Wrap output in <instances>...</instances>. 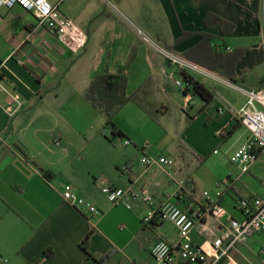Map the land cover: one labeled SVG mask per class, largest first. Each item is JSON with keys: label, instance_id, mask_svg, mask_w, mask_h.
Listing matches in <instances>:
<instances>
[{"label": "crops", "instance_id": "crops-1", "mask_svg": "<svg viewBox=\"0 0 264 264\" xmlns=\"http://www.w3.org/2000/svg\"><path fill=\"white\" fill-rule=\"evenodd\" d=\"M263 4L264 0H61V39L38 25L31 12L1 7L0 258L6 261L0 264H155L150 248L157 240L178 244V230L171 222L158 216L153 224L144 221L149 206L140 197L131 199L127 208L111 203L101 190L106 185L136 193L147 188L155 203L175 195L180 206L189 199L203 201L195 179H177L191 162L139 142L138 134L151 119L170 111V101L178 108L187 106V96L172 74L177 65H168L171 60L160 48L182 58L188 53L189 60L184 59L208 76L201 79L187 72L214 91L207 104L200 96L190 97L193 112L186 110L176 119L182 134L189 132L183 139L196 159L214 153L216 145L225 150L226 158L206 162L217 172L206 184L215 187L223 178L231 180L221 204L233 217L238 198H264V149L246 170L229 160L247 135L235 111L246 101L245 91L264 88ZM210 14L233 23V31L223 34L218 25L207 26ZM204 33L213 35L211 46L224 45L230 48L227 52L244 49L234 82L218 69L205 67L203 49L190 52ZM132 51L127 91L139 104L127 102L114 120L133 149L102 138L98 131L105 117L84 98L96 71L107 65L115 72ZM212 78L234 86L236 93L227 98ZM17 100L21 105L16 110ZM224 128L226 133L220 135ZM141 153L173 157L174 173L158 163L145 167ZM121 164L129 171L121 172ZM171 180L183 183L171 185ZM65 182L94 203L100 214L66 203L60 195ZM215 223L207 217L204 224H196L191 234L198 228L200 235H191L193 242L206 246Z\"/></svg>", "mask_w": 264, "mask_h": 264}, {"label": "built area", "instance_id": "built-area-1", "mask_svg": "<svg viewBox=\"0 0 264 264\" xmlns=\"http://www.w3.org/2000/svg\"><path fill=\"white\" fill-rule=\"evenodd\" d=\"M60 1L0 0V8L18 6L31 12L38 25L46 26L56 36V39H61L62 33L59 31L60 24L57 19ZM229 49V47H226V50ZM160 50L165 57L175 62L178 68L185 70L187 68L199 69L188 60L167 49L160 48ZM176 83L182 87L180 78L176 80ZM245 92L246 101L235 111V118L240 121L247 135L240 144L234 147L229 155L230 162L242 165L244 170L256 160L258 153L264 149V88ZM20 105L17 100L16 110ZM218 112L223 113V109L220 108ZM226 131L227 129H222L220 135H223ZM55 143L58 144V141H55ZM124 144H129V140H124ZM214 153H217V150H214ZM140 162L145 167L158 163L166 167L171 174L174 173V159L171 156L142 154ZM119 170L128 172V165L121 164ZM176 182L178 185L183 183L182 180H176ZM230 184L231 180L229 178H223L216 184L214 192L208 190L202 192L205 200L199 202L195 199H189L184 206H180L176 202L175 195L168 196L161 202L155 203L151 191L147 188L136 193L132 190L106 185L101 190L111 203H122L127 208L131 207V199L140 197L149 206L144 218L146 223H150L155 216H158L164 221L171 222L177 228L179 241L175 247L162 239L157 240L151 246L150 253L155 260V264H176V257H179L180 264H217L227 256L237 243L244 242L252 235L264 231V198L258 196L238 198L235 207L240 211L241 216L235 218L228 214L221 204L223 189L230 186ZM60 195L66 203L80 210L87 211L91 215L100 214L97 206L76 193L70 183L65 182L63 184ZM176 197L181 198V196ZM207 217H212L216 221L214 228L217 234L212 232L213 237L206 246L198 245L193 242L190 232L196 224H204ZM223 217H227L226 223L222 221ZM259 255L264 262V249H261ZM0 261L5 262L6 259L0 258Z\"/></svg>", "mask_w": 264, "mask_h": 264}, {"label": "rangeland", "instance_id": "rangeland-1", "mask_svg": "<svg viewBox=\"0 0 264 264\" xmlns=\"http://www.w3.org/2000/svg\"><path fill=\"white\" fill-rule=\"evenodd\" d=\"M263 8H264V4H263ZM163 59H166V58H163ZM167 61H170V60H167ZM168 63H170V65H175V62L170 61V62H167V64ZM195 66L197 67V65ZM199 69L187 68L186 70L194 74V76L201 78V79H203L204 76H208V74L204 72V69H202L203 71ZM172 74H173L174 79H178V75L176 73L172 72ZM210 80H214L215 83L217 82L218 84L217 88H219L221 93L224 94V96L226 95L227 98H229L231 94L234 95L236 93V89L234 86L225 84L224 82L216 78H212ZM175 91H177V93L179 92L178 89H176ZM189 100H190V97L187 96L186 97L187 106L186 108L184 107L183 109L180 107L178 108L176 101L174 100L170 101L169 103L171 106L170 111L164 116L158 117L157 115V117L155 118L153 117L151 119L150 126L143 129V131L139 133L138 136H139V142L148 144L149 147H152L155 151H157L160 154H163V155L181 154L183 157L181 159H185L186 162H191V167L187 171L182 170L181 172H179L177 175V179L181 178L183 180H186L189 178V176H191L190 178L195 179L197 181L196 186H197V189L200 191L201 199L205 200V197L202 195V192L204 190H208L209 192H214L216 188L215 184H217V182L214 183L215 187L214 186L212 187L206 184L207 179H209V177L212 174L214 177L217 175L216 170L215 169L213 170V168H211L206 162L208 160H211V161L220 160L221 161L223 158H226V153H225V150L220 145L215 146V148H217L216 150L218 154L211 153V152L207 153L205 156L202 157V161H197L198 158L196 159L193 153H191L192 151H190V149L187 147L183 139V137L187 138V134L189 132H187V134L186 133L182 134L183 127L176 120L180 115L185 116L186 110H190V111L193 110V108H191L190 106ZM114 123L116 124L115 120H114ZM99 130L100 131H98V133L106 141L113 143V145L120 147V148L126 147V145L124 144V140H129L128 137L113 136L110 132L109 127L106 126V119L103 121L102 127H100ZM127 145L131 147L132 149L134 148V145L133 143H131L130 140H129V144ZM170 184L177 185L175 181L173 180H171ZM231 211L232 213L235 214L236 218H240V214L237 210L234 209ZM196 229L193 230L192 234L190 232V235L198 238L200 233H198V228ZM261 249H264V231L254 234L253 236L249 237L244 242L237 243L235 247L231 251H229L227 256L222 258L217 264H248V263L262 264L264 263L262 261L263 258L259 255Z\"/></svg>", "mask_w": 264, "mask_h": 264}, {"label": "trees", "instance_id": "trees-1", "mask_svg": "<svg viewBox=\"0 0 264 264\" xmlns=\"http://www.w3.org/2000/svg\"><path fill=\"white\" fill-rule=\"evenodd\" d=\"M211 16H214V19H212ZM205 24L207 26L212 24L218 25L223 34H230L234 29L233 23L211 14L206 17ZM185 35L184 33L182 37ZM212 38V34L204 33L201 43L190 52L198 48L203 49L205 67L210 70L218 69L227 79L234 82L236 80V66L244 54V49L235 48L227 52L224 45L211 46L210 41ZM188 56V53L183 55L186 59L189 58ZM133 58L134 51L130 53L127 62L119 66L115 72H111L107 65H104L92 75L84 91V98L105 117L106 126L109 127L113 136H125L123 131L114 123V117L119 110L129 101H134L139 104L135 99L136 95L128 94L127 91L128 72ZM175 72L182 81L181 90L184 95L189 97L200 96L205 104L212 100L214 91L196 80L187 70L176 67ZM198 159L201 161V158ZM45 176L48 177L49 172H46ZM153 223L155 222L152 221V224ZM86 240L87 235L83 239V244H85ZM47 251L48 249H46V252ZM48 255L50 254L48 253ZM87 255H89V253H87Z\"/></svg>", "mask_w": 264, "mask_h": 264}, {"label": "clouds", "instance_id": "clouds-1", "mask_svg": "<svg viewBox=\"0 0 264 264\" xmlns=\"http://www.w3.org/2000/svg\"><path fill=\"white\" fill-rule=\"evenodd\" d=\"M162 247V246H161Z\"/></svg>", "mask_w": 264, "mask_h": 264}]
</instances>
